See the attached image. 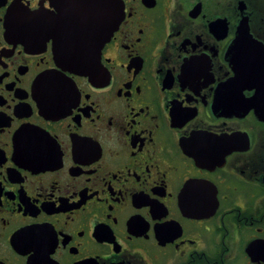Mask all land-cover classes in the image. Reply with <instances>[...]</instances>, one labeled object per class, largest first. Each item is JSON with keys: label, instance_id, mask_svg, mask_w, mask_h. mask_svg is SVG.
I'll list each match as a JSON object with an SVG mask.
<instances>
[{"label": "flooded vegetation", "instance_id": "af4514ba", "mask_svg": "<svg viewBox=\"0 0 264 264\" xmlns=\"http://www.w3.org/2000/svg\"><path fill=\"white\" fill-rule=\"evenodd\" d=\"M245 18L264 53V0H0V264H264Z\"/></svg>", "mask_w": 264, "mask_h": 264}, {"label": "water", "instance_id": "95a60500", "mask_svg": "<svg viewBox=\"0 0 264 264\" xmlns=\"http://www.w3.org/2000/svg\"><path fill=\"white\" fill-rule=\"evenodd\" d=\"M67 17L71 15H66ZM89 14L81 15L78 14L75 16V24L79 27L85 23L89 22ZM119 22H121L120 17L117 18ZM92 23L95 22L94 18L91 19ZM116 27V26H115ZM114 27V29H115ZM111 30V29H109ZM110 36H104L103 42L99 40L100 47L104 46L106 41L109 39ZM247 40L248 45H247ZM98 45V46H99ZM259 46L258 41L254 40L253 37L250 35V27L248 24V19L245 18L239 27L238 37L234 42L235 47V68L237 73V82L241 86V88H255L258 89V92L254 98L248 99L245 105L251 106L257 112V116L261 119H264V53L262 51H256L253 55H247L243 53V49L253 48ZM91 47V45H89ZM260 50V49H258ZM92 54V53H91ZM84 62H73L67 63L64 62L63 66L65 65L70 70L75 71L80 74H84L87 72V68L89 66L90 60L85 57ZM64 66V67H65ZM244 102V100L242 101Z\"/></svg>", "mask_w": 264, "mask_h": 264}]
</instances>
